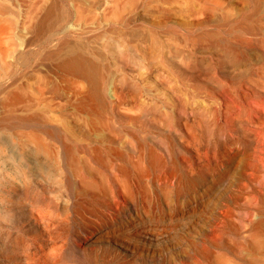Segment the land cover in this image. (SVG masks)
Listing matches in <instances>:
<instances>
[{
	"label": "rangeland",
	"instance_id": "obj_1",
	"mask_svg": "<svg viewBox=\"0 0 264 264\" xmlns=\"http://www.w3.org/2000/svg\"><path fill=\"white\" fill-rule=\"evenodd\" d=\"M15 1L20 2L19 20L28 23L32 10L42 16L53 7L39 35L24 27L23 36L20 34V42L26 37L31 45L20 46L24 64L19 75L26 76L23 81L28 83L27 93H37V83L44 92L37 104L15 107L25 119V131L30 125L27 120L37 113L40 123L57 127L71 141L99 143L112 136L110 146L117 149L78 153L77 165L89 177L83 186L88 198H80L86 218H75L78 223L70 220L65 233L72 242L77 224L89 228L92 221L104 219L109 213L116 227L108 228V234L128 248L85 257L82 245H77L80 247L75 250L84 259L83 264H264V250L252 245L254 239L264 241V177L249 185H237L238 160L226 166L227 156L234 153L230 135L239 137L241 131L230 134V127L225 125L222 103L229 99L219 92L217 80L223 77L230 81V76L254 69L264 74V0L10 3ZM32 3L36 5L31 7ZM64 42L95 66L104 75L102 79L106 76L95 91L99 100L89 101L93 113L74 108L80 97L88 95L89 85L70 72L55 69L59 54L52 59L46 56L48 51L65 46ZM175 49L182 50L177 55L171 52ZM176 55H181L186 64L198 66V71L191 74L197 75L195 80L202 91L210 95L202 94L193 101L200 114L194 117L192 105L187 104L180 114L172 111L181 123L164 126L152 120L148 112L138 113L134 106L147 105L154 95L177 102L176 79L166 64L167 60L170 64L176 61ZM219 62L226 66L222 76L214 72H220L218 68L213 69ZM259 84L264 86V81ZM49 96L54 98L50 108L45 100ZM122 145L127 152L120 149ZM171 151L172 159L177 157L181 162L179 166L170 160ZM156 153L165 159L167 179L163 184L155 181L159 173V167L152 165ZM114 168L121 172L117 186L122 195L119 205L107 206L108 179L102 172ZM206 170L211 171L207 174Z\"/></svg>",
	"mask_w": 264,
	"mask_h": 264
},
{
	"label": "bare ground",
	"instance_id": "obj_2",
	"mask_svg": "<svg viewBox=\"0 0 264 264\" xmlns=\"http://www.w3.org/2000/svg\"><path fill=\"white\" fill-rule=\"evenodd\" d=\"M10 2L11 0H0L1 261H3V264H83L84 259L80 257L81 254L79 255L78 251L76 252L81 245L84 254H86L85 257L104 256L103 254L109 253L115 248L119 251H125L128 245L122 244V241H118L120 239L110 235L111 233L108 234L111 231L107 229L111 230V227L115 224H113L112 217L108 216L109 213H104V219L98 218V220L95 219L97 221H92L93 226L89 228L77 224V233H74L76 235L75 239L71 240L72 242L68 241L65 232H67L70 225V220L79 217L82 221L86 218L80 198L84 195L86 197L87 192L83 186L89 180V177L86 175L88 177L86 178L84 176L86 172L83 174L77 165V162H79L78 153L82 152L88 155L90 153L89 149L94 153L101 149H117L110 146L113 145L112 136L103 138L99 143L82 144L71 141L57 127L40 123L37 113L32 114L27 120L30 125L28 131H25V125H27L25 119L17 113L19 108L16 109L15 107L18 104L30 107L37 104L43 99L44 92L37 83L34 88L37 93L32 91L27 93L28 83L23 81L26 80L23 78L26 76L21 77L22 75H19L23 63L21 61L20 46L23 44L26 47L31 43L26 37H24L26 41L21 38L23 41L20 42V34H23L21 30L24 27L26 30L39 35L38 33L44 28L47 20L51 18L53 7H49L42 16H39L37 12L35 14L32 10V21L28 23L22 22L18 18L20 15V8L18 7L20 2L15 1L18 2L16 5L15 2ZM35 5L32 3L31 7ZM32 39L30 41L34 40ZM64 44L65 46H61L56 51H48L46 56L52 59L59 54L57 62L54 64L55 69L70 72L89 85L88 95L80 97L74 108L87 114L93 113V110L89 109V101L92 98L99 100L100 95L95 94V91L99 86V81L104 82L106 76L102 79L104 75L101 76L95 66L81 58L74 46L68 45L67 42H64ZM24 48H22V51ZM174 48L179 49V46ZM181 50L171 52L177 54ZM177 55V59L174 61L176 64H173L174 62L170 64V60L166 61L167 67L173 75L172 77H175L173 79H176L177 89L175 95L177 102L169 103L154 95L149 98L147 105L143 107L134 106L138 113L146 111L152 116V120L164 126L174 121L181 123L178 118L172 115V111L177 110L180 114L185 111L187 104L192 105L197 97L202 94L210 95L205 90L202 91V86L195 80L197 75L191 74V72L198 71V66L190 64V62L186 64L180 58L181 55ZM224 63L226 64V61ZM224 67L226 66L219 62L213 69L218 68L220 72L216 70L214 72L222 76ZM254 70L250 71L249 69L250 72L230 76V81L223 77L217 79L219 81V92L229 99V101L222 103V117L225 125L230 127V134L241 131L239 137L233 138L230 135L229 144L234 153L227 156L226 160V166L238 160L235 168L237 185L243 182L244 185H249L251 181L264 177V86L259 84L260 80L264 81V74L258 73L256 69ZM187 71L190 74H187ZM52 96H49L50 99H45L49 108L52 107V99H54ZM190 111H192L194 117L200 114V108L197 105H192ZM117 141L120 144V138H117ZM226 143L224 144L226 145ZM130 145L134 149V144ZM120 149L126 151L127 147L122 145ZM170 153L172 163L179 166L181 163L179 159L174 157L173 160L172 151ZM156 157L152 162L153 166L159 167V173L155 181L163 184L167 179V176L164 175L165 159L157 153ZM145 160L147 161V158ZM211 170H206V173L209 174ZM107 172H102L106 173L105 177L108 179L106 205L109 206L112 203L119 205L118 200L122 195V191L117 186V182L121 181V172L117 168ZM90 178L93 179V176ZM93 181L98 183L97 178L96 181ZM102 216L103 214L100 217ZM84 223L86 222L84 221ZM118 225L120 224L118 223ZM73 226L75 225L73 224ZM31 230L34 235H32L33 232H30ZM147 239L150 241V238ZM252 245L255 249L264 250V241L254 239Z\"/></svg>",
	"mask_w": 264,
	"mask_h": 264
}]
</instances>
